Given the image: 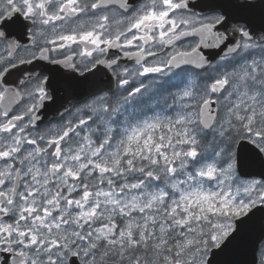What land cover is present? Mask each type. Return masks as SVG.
Segmentation results:
<instances>
[{
	"label": "snow or ice",
	"instance_id": "snow-or-ice-1",
	"mask_svg": "<svg viewBox=\"0 0 264 264\" xmlns=\"http://www.w3.org/2000/svg\"><path fill=\"white\" fill-rule=\"evenodd\" d=\"M250 251L264 0H0V264Z\"/></svg>",
	"mask_w": 264,
	"mask_h": 264
},
{
	"label": "water",
	"instance_id": "water-1",
	"mask_svg": "<svg viewBox=\"0 0 264 264\" xmlns=\"http://www.w3.org/2000/svg\"><path fill=\"white\" fill-rule=\"evenodd\" d=\"M100 78L102 77L100 76ZM246 258L250 261V264H257V260H258L257 253L250 251L249 255Z\"/></svg>",
	"mask_w": 264,
	"mask_h": 264
},
{
	"label": "flooded vegetation",
	"instance_id": "flooded-vegetation-1",
	"mask_svg": "<svg viewBox=\"0 0 264 264\" xmlns=\"http://www.w3.org/2000/svg\"><path fill=\"white\" fill-rule=\"evenodd\" d=\"M101 77H102V78H105V77L102 76V74H101ZM257 257H258V259H259V255H258V253H257ZM257 264H258V263H257Z\"/></svg>",
	"mask_w": 264,
	"mask_h": 264
}]
</instances>
